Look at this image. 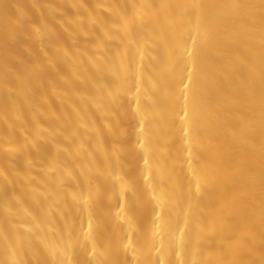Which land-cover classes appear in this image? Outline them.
I'll return each mask as SVG.
<instances>
[{
	"label": "bare ground",
	"instance_id": "1",
	"mask_svg": "<svg viewBox=\"0 0 264 264\" xmlns=\"http://www.w3.org/2000/svg\"><path fill=\"white\" fill-rule=\"evenodd\" d=\"M0 264H264V0H0Z\"/></svg>",
	"mask_w": 264,
	"mask_h": 264
}]
</instances>
